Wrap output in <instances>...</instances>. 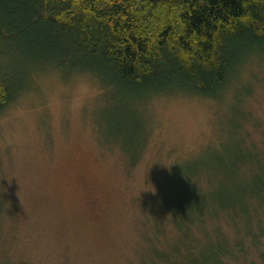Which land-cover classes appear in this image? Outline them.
<instances>
[{
  "label": "rangeland",
  "instance_id": "374dc122",
  "mask_svg": "<svg viewBox=\"0 0 264 264\" xmlns=\"http://www.w3.org/2000/svg\"><path fill=\"white\" fill-rule=\"evenodd\" d=\"M25 65L7 72L22 77L0 114V264H143L171 240L158 245L149 218L167 223L190 202L221 213L225 188L244 195L246 166L264 173V54L217 99L130 104L87 73Z\"/></svg>",
  "mask_w": 264,
  "mask_h": 264
},
{
  "label": "trees",
  "instance_id": "16d2710c",
  "mask_svg": "<svg viewBox=\"0 0 264 264\" xmlns=\"http://www.w3.org/2000/svg\"><path fill=\"white\" fill-rule=\"evenodd\" d=\"M255 54H264V0H0V114L17 93L22 76L13 82L7 72L18 60L87 73L130 104L160 95L217 99ZM246 167L244 195L225 188L220 214L190 202L167 223L146 220L156 224L158 245L165 233L172 242L166 251L150 244L143 264H264V173ZM212 185L200 186L203 196Z\"/></svg>",
  "mask_w": 264,
  "mask_h": 264
}]
</instances>
